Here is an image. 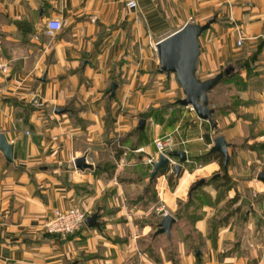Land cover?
I'll list each match as a JSON object with an SVG mask.
<instances>
[{
  "label": "crops",
  "instance_id": "0c3cea01",
  "mask_svg": "<svg viewBox=\"0 0 264 264\" xmlns=\"http://www.w3.org/2000/svg\"><path fill=\"white\" fill-rule=\"evenodd\" d=\"M127 2L0 0V60L10 64L0 84V132L13 144V161L0 149V264H264V181L258 178L264 154L235 146L250 131L264 143V87L262 94L252 86L264 82V46L250 60L264 40V0H137V8ZM52 18L63 22L61 30L48 31ZM212 19L199 37L197 76L207 80L228 64L237 69L209 92L215 126L173 105L185 93L174 73L160 71L156 49L186 23ZM236 93L253 119L230 108ZM180 127L185 143L177 149L189 163L225 136L232 181L204 186L214 205L195 212L192 228L206 250L187 234L174 240L185 216L193 215L183 209L181 218L173 215L171 237L156 234L158 224L153 238L166 235L168 242L154 251L157 260L138 241L153 230V197L179 208L196 179L222 170L217 159L190 170L184 164L173 188L169 173L152 184L146 159L156 153L154 141ZM81 156L93 167L77 168ZM73 206L97 214L98 225L85 222L65 239L46 231L55 209Z\"/></svg>",
  "mask_w": 264,
  "mask_h": 264
},
{
  "label": "water",
  "instance_id": "95a60500",
  "mask_svg": "<svg viewBox=\"0 0 264 264\" xmlns=\"http://www.w3.org/2000/svg\"><path fill=\"white\" fill-rule=\"evenodd\" d=\"M214 20L205 24L186 23L175 32L162 38L156 45L159 56L161 72L174 73L181 84L185 97L179 100L184 106H192L199 118L208 120L213 126L216 121L213 117L214 108L210 107L209 92L214 89L225 76L236 73V66L228 64L223 71L212 78L201 80L197 76L198 58L201 52L199 37L207 30ZM117 83H113L111 94L115 95ZM61 111V109H58ZM145 119L140 120V129L145 127ZM0 149L4 152L9 161H13V144L8 141L6 135L0 132ZM211 152H219L224 156V166L228 169L230 162L229 143L224 135H219L214 139V144L210 148ZM171 157H177L180 162L174 166L177 179L180 178L184 170V164L189 161L185 150L176 149L169 153ZM169 157L162 154L157 162L153 164L151 179L153 180L160 172L167 168ZM75 165L79 169L92 168L93 165L87 162L86 156H81L75 160ZM258 178L264 181V169L259 173ZM206 182L205 178L199 179L192 187L191 191L198 189ZM177 218L172 214H166L159 223L156 234L166 233L171 237V230ZM90 226L98 225L97 214L86 219Z\"/></svg>",
  "mask_w": 264,
  "mask_h": 264
},
{
  "label": "rangeland",
  "instance_id": "374dc122",
  "mask_svg": "<svg viewBox=\"0 0 264 264\" xmlns=\"http://www.w3.org/2000/svg\"><path fill=\"white\" fill-rule=\"evenodd\" d=\"M227 66V65H226ZM225 66V67H226ZM224 67V68H225ZM224 68L221 70V71H223L224 70ZM256 80H257V78H256ZM223 82V81H222ZM222 82H220V84L222 83ZM218 86V85H217ZM221 86H223V85H221ZM252 86H254L256 89H257V91L259 90V91H261L262 90V87H264V82L263 81H256V84L254 85H252ZM261 87V88H260ZM264 89V88H263ZM260 93H262L263 94V90L260 92ZM256 94V91L255 92H251L250 94H249V97L251 96V97H254V95ZM261 94V95H262ZM216 94H214L213 93V95L212 96H215ZM228 97V96H227ZM227 97H219L218 96V98H216V100L217 99H221V100H225V101H228V99H225V98H227ZM240 97V94H238V93H236V94H234L231 98H232V100H230L231 102H233V103H231V106L233 107V109H237V110H239V112H242V114H244V116H246V117H251L252 118V114L251 113H246V112H244V109H241V107H239L238 106V104H237V102H240V101H242L243 99H241V98H239ZM213 98V97H212ZM213 99H215V98H213ZM221 100H220V102H221ZM242 105V104H241ZM240 105V106H241ZM244 105V104H243ZM238 107H239V109H238ZM187 108H191V106H187ZM214 108V107H213ZM189 111H191V112H195V110H193L192 108L191 109H189ZM216 117V116H215ZM253 119V118H252ZM252 124V126H254V127H256V123L255 122H253V123H251ZM185 126V125H184ZM183 127V126H182ZM182 127H180V129L179 130H175V131H173V132H169V133H174V132H177V133H181V129H182ZM250 129H249V131L251 130V126L249 127ZM251 133H250V135H248L247 137H245V138H243L241 141H242V143H240V144H235V146H237V147H243L244 149H252V150H257V149H259V155H261V154H264V148H262L261 146V144L262 143H258V142H260V140H263V138H257V132H255V131H250ZM168 134V133H167ZM165 135V134H164ZM252 140H254V141H252ZM178 147H182V145H180V146H178ZM263 150V151H262ZM190 161H188V162H186L185 163V166H186V168H188L189 170L191 169V167H189V163ZM254 164H257V163H252L251 164V166L250 167H253L254 166ZM254 171V170H253ZM168 173L169 174H174V179H175V172H170V170L168 171ZM224 172H223V170H220L219 171V173L218 174H223ZM254 175V174H253ZM154 179H157V177H155ZM201 179V178H200ZM205 179H206V181L209 179V177H205ZM199 180V178L198 179H196V181L193 183V184H195L197 181ZM193 184H192V186H193ZM191 190V188L189 189V191ZM155 195V194H154ZM196 200L194 201V203L191 205V207H185V205L184 204H181L180 202H179V208H169V207H167L166 209L168 210V212L170 213V214H172V215H175L176 217H178V211L179 210H181V209H187L186 211H190V213L191 214H193V215H188V216H185V220H182V232L180 233V234H176L175 235V241H178V240H180V239H183L184 238V236L187 234L188 236H191V238L190 239H193L194 241H196V242H198V243H196V244H198L199 246H202V244H203V242H202V237L200 236V234H198V232H196V230L194 229V228H192V224H193V222H194V219L196 218V216H198L195 212H199L200 211V209H202L203 207H205V206H209V205H211V204H213L214 205V201H213V199H212V195H211V193L206 189V187L205 188H203V189H201L200 188V192H198V194L196 195ZM153 205H154V210H153V218H152V226H153V230L151 231V233L147 236V240L146 241H144V239H142L141 237L140 238H138V241L141 243L142 242V246H143V248H145V250L147 251V253H148V255L149 256H152L154 259H157L158 260V257H156V254H155V252L154 251H158V249H159V247L162 245V244H164V242H168V239H166L167 237H165L166 235H162L163 237L162 238H160V237H157V238H153V234H154V232L156 231V229H157V227H158V224L161 222V220H162V214L158 211V209L157 208H159V207H162L163 206V204L162 203H160V202H158L157 200H156V197L154 196L153 197ZM183 203H185V202H183ZM195 214V215H194ZM186 235V236H187ZM141 240H143V241H141ZM200 243H201V245H200ZM145 245V246H144ZM204 246V245H203ZM203 246H202V248H203ZM170 248V249H169ZM168 249L171 251H174V250H176V247L175 246H172V245H169V247H168ZM204 250H206V248L204 247L203 249H202V251L204 252ZM157 254H159L158 252H157Z\"/></svg>",
  "mask_w": 264,
  "mask_h": 264
},
{
  "label": "built area",
  "instance_id": "2783aa9c",
  "mask_svg": "<svg viewBox=\"0 0 264 264\" xmlns=\"http://www.w3.org/2000/svg\"><path fill=\"white\" fill-rule=\"evenodd\" d=\"M127 6L130 8H137L138 2L137 0H128ZM63 26V22L56 18H52L47 23L48 31H58L61 30ZM244 39V36L240 35L237 40V44L239 46L242 45L244 43ZM9 71V62L0 60V84L2 83L4 77L9 73ZM34 104L42 106L43 102L39 98H35ZM191 108L193 109L192 106ZM118 139H116V143L120 144ZM154 143L156 145V153L149 156V158L146 159V163L153 166V164L159 160L160 156L164 154L169 157V170L171 172H174L173 169L177 164V161L174 159V157H171L169 153L176 150L178 146L185 143V140L182 138L181 134L177 132L168 133L157 137ZM137 151H141V148H138ZM157 209L163 216L169 214L164 205ZM87 217L88 212L78 206H73L67 210L55 209L52 217L45 223V229L47 232L58 234L65 239L78 231L85 224Z\"/></svg>",
  "mask_w": 264,
  "mask_h": 264
},
{
  "label": "trees",
  "instance_id": "16d2710c",
  "mask_svg": "<svg viewBox=\"0 0 264 264\" xmlns=\"http://www.w3.org/2000/svg\"><path fill=\"white\" fill-rule=\"evenodd\" d=\"M263 46H264V40L258 45V47L256 48V50H255V53L253 54V56L250 58V60L251 61H254V59H256V56L258 55V54H260L261 53V51L263 50ZM237 75V74H236ZM235 75V76H236ZM230 77H232V76H225L223 79H222V81L224 82V81H226L227 79H229ZM221 81V82H222ZM173 105H181L180 103H179V101H176V102H174L173 103ZM182 106V105H181ZM230 108H232L233 109V107H230ZM215 109V108H214ZM228 110H224V112H227ZM215 113L213 114V116L215 117V115H216V109H215V111H214ZM149 116V113L148 112H146V113H144L143 115H142V118H147ZM137 132L138 133H141V134H143V132L144 131H140V128L138 127V130H137ZM141 139H142V137H141V135L139 136V139H138V141H141ZM137 141V143H139ZM208 141H209V138H208ZM263 147H264V143H262L261 144ZM213 159H217V160H219L220 161V163H221V166H222V170H223V174H215V175H213L212 177H210L202 186H200L198 189H196V190H193V191H191L190 190V192H189V199H188V201L187 202H185V203H183V202H180L181 204H184L185 205V207H191V205L194 203V201L197 199L196 198V195L198 194V192H200V188L201 189H203L204 188V186H206V185H210V184H212V185H215V186H220L221 184H228V183H230L231 181H232V179H231V177H230V175L226 172V168H225V166H224V156L222 155V154H220V153H216V152H211V151H209L208 153H206V154H204V155H202V156H197V157H194L193 159H192V163H190L189 164V167H191V169L193 168V166L196 164V163H207V162H209V161H212ZM168 171H169V169L168 168H165V169H163L161 172H160V175H163V174H168ZM156 181V179H153V181H152V184L154 183ZM168 181H169V184H170V186L173 188L175 185H176V181H175V179H174V174H168ZM194 185V184H193ZM228 187H230V185H228ZM183 209H181V210H179L178 212V218H181L182 217V213H181V211H182ZM189 217V216H188ZM196 218H197V216H196ZM195 218V219H196ZM194 219V220H195Z\"/></svg>",
  "mask_w": 264,
  "mask_h": 264
}]
</instances>
